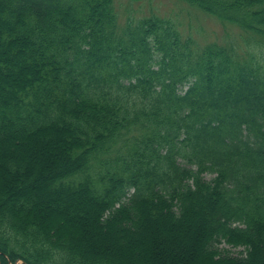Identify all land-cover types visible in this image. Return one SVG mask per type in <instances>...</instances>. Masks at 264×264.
Wrapping results in <instances>:
<instances>
[{"label": "trees", "instance_id": "obj_1", "mask_svg": "<svg viewBox=\"0 0 264 264\" xmlns=\"http://www.w3.org/2000/svg\"><path fill=\"white\" fill-rule=\"evenodd\" d=\"M178 1L0 0V264H264V0Z\"/></svg>", "mask_w": 264, "mask_h": 264}, {"label": "rangeland", "instance_id": "obj_2", "mask_svg": "<svg viewBox=\"0 0 264 264\" xmlns=\"http://www.w3.org/2000/svg\"><path fill=\"white\" fill-rule=\"evenodd\" d=\"M120 24H124L128 18L136 19L150 14L170 18L176 24L183 36L192 37L200 45L210 42L223 43L228 39H235L241 43L240 37L245 36L236 26L219 22L212 16L204 14L196 9L183 5L178 0H141L132 2L130 0H115ZM257 57H264V44L260 47L251 46L247 48ZM264 63V61H261ZM223 254L230 257L240 256L243 248L231 247L222 244ZM19 264V262H16Z\"/></svg>", "mask_w": 264, "mask_h": 264}]
</instances>
